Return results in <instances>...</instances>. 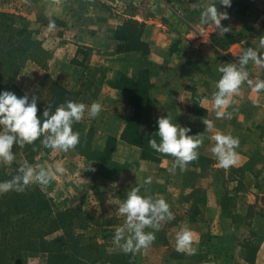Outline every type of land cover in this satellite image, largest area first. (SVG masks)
Returning a JSON list of instances; mask_svg holds the SVG:
<instances>
[{
  "label": "rangeland",
  "instance_id": "rangeland-1",
  "mask_svg": "<svg viewBox=\"0 0 264 264\" xmlns=\"http://www.w3.org/2000/svg\"><path fill=\"white\" fill-rule=\"evenodd\" d=\"M219 2L220 0H62L64 6L59 17L50 16L56 24L52 31L48 30L49 16L35 11L28 20L22 12L12 11L11 7L4 8L3 2L0 3V12L21 17L32 39L40 43L35 57L25 63L21 74L16 78L17 87L24 94L27 93L30 99L35 96L42 107L49 101V87L55 83L71 92L75 101L89 106L92 102H99L103 107L97 118L92 119L86 113L81 120L83 134L89 138V151L86 155H79L75 150L64 153L49 149L29 157L14 145L16 159L11 166L0 164V182L11 180L25 162L33 167L43 165L46 168L59 162L65 167L67 171L57 174L49 186H35L49 199L52 211H76L71 227L73 235L92 237L93 240L88 242L89 247H99L104 254L102 261L95 264H183V255L177 251L170 252L168 249L160 254L152 252L151 248L157 243V237L146 252L138 256L132 252L126 253L114 243L116 228L126 220V217L117 212L119 204L126 199V194L132 187L140 186L150 175H143L136 169L137 166L147 165L144 161L140 162V159L144 160L141 158V150L121 141L125 120L121 119V89H125L126 94L122 97L127 99L130 96L126 91L127 79L134 81L143 76L148 79L149 84H153V77L158 76V69L150 67L151 62H148L146 56L149 54L150 44L161 30V22L172 25L173 31L180 33L184 31L178 26L182 22L188 23L186 29L195 36L198 32L207 35L212 33V27L200 23L201 12L211 3H215L219 11L229 15V19L222 21V24L231 26V31L224 35L218 34L222 45L227 48L235 40H243L244 48L252 47L258 52L264 50L261 45L264 40V0H231L230 8H225ZM196 4L200 7H194ZM128 21L132 24L125 25ZM122 27L132 36L130 43L117 40L118 37L121 38ZM257 67L254 65V68ZM259 69L264 73V69ZM258 79L261 80L259 77ZM145 123L140 113V133L151 136L152 129L147 133ZM110 138L115 139V145L109 155L104 149ZM156 163L158 161L151 162ZM89 166L95 172L86 170ZM185 176L190 183L194 181L192 176ZM180 177L176 175V178ZM114 184L116 187H112ZM140 194L149 195L144 188H141ZM2 195L4 194H0V198ZM194 195L191 198L201 199L203 193L199 191ZM225 203L230 204V199L225 198ZM238 209L245 214L244 207ZM246 210L250 222V237L247 240L240 238L241 233H244V225L241 223L243 215L239 214L235 226L237 236L218 238L217 244L228 254L233 248L245 245L248 261L253 263L256 247H264V196H255ZM174 216L175 219L167 226L168 231H172L170 240L173 241L180 221L178 214ZM236 216L232 215V218ZM162 228L163 224L161 231ZM150 230L155 231L145 229L146 232ZM61 235L62 232H55L49 238ZM158 241L169 242L167 236L160 237ZM13 244L14 247L17 245ZM262 256L260 264H264V254ZM23 262L45 264L40 254L28 255Z\"/></svg>",
  "mask_w": 264,
  "mask_h": 264
},
{
  "label": "crops",
  "instance_id": "crops-1",
  "mask_svg": "<svg viewBox=\"0 0 264 264\" xmlns=\"http://www.w3.org/2000/svg\"><path fill=\"white\" fill-rule=\"evenodd\" d=\"M1 1L4 8L20 11L28 20L35 11L44 16L59 17L64 6L62 0L59 4L55 0H29L27 4L24 0ZM182 23L178 25L184 30L180 33L173 31L172 25L161 22V30L149 46L146 59L151 62L150 67L158 69V76L153 77L155 81L150 84L148 102L141 110V118L146 122L148 133L159 117H167L170 113L174 123L191 129L189 135L203 134V144L198 149V161L187 165L185 171L179 168L170 171L175 158L156 151L158 163L151 164V161L140 159L147 165L137 166L136 169L143 175L150 174L152 178L151 184L145 185L143 182L140 186L148 196H165L163 198L171 206L172 213L180 218L176 234L184 227L196 234L193 242L195 254L181 253L183 264H260L264 247H256V256L250 263L245 245L233 248L228 254L217 244V239L237 236L235 226L240 214L243 215L241 223L244 225L240 238L247 240L250 237V222L246 209L255 196H264V91L253 93L251 86L245 82L241 94L234 96L232 104L226 109L232 113L231 117L217 119V110L213 108L211 98L217 91L216 84L222 75L218 68L222 64L238 63L241 50L245 49V41L235 40L227 48L219 47L217 42L221 36L216 31L208 35L198 32L195 36L186 29L188 23ZM259 53L264 54V50ZM247 66L250 79L255 81L259 77L264 80V73L258 67L254 68V63L249 62ZM124 94L121 90L122 120L133 112L128 96L127 99L122 97ZM204 118L214 122L212 131L206 132L202 123ZM217 131L231 134L240 141L236 149L239 160L228 169L219 167L211 151L215 146L211 137ZM157 143H160L159 136ZM185 174L192 176L194 181L190 183ZM176 175L181 177L176 178ZM199 191L203 193L201 199L191 198ZM225 198L230 199V204L225 203ZM240 207H244L245 214L239 211ZM232 215L237 216L232 218ZM171 222H164L163 230L155 233L157 243L151 248L153 253H165L168 249L170 252L176 251V234L175 241L170 240L172 231L167 229ZM163 236H167L169 242L158 241ZM144 252L146 249L132 254L138 256Z\"/></svg>",
  "mask_w": 264,
  "mask_h": 264
},
{
  "label": "clouds",
  "instance_id": "clouds-1",
  "mask_svg": "<svg viewBox=\"0 0 264 264\" xmlns=\"http://www.w3.org/2000/svg\"><path fill=\"white\" fill-rule=\"evenodd\" d=\"M29 3V0H24ZM56 4L60 0H55ZM225 8H230L231 0H220ZM194 7H200L199 4ZM227 12L219 11L215 3L204 7L200 16L202 25H209L218 34H226L231 31V26H224L222 21L228 20ZM56 28L55 21L49 17L48 30ZM264 46V40L261 41ZM254 63L264 69V54L256 49L248 47L241 50L238 63L222 64L218 71L221 77L216 84L217 91L212 95V105L216 109V118H230L232 113L226 109L230 107L234 96L241 94L242 85L247 82L253 93L259 94L264 91V80L250 79L247 65ZM103 110L99 102H92L91 105L67 101L60 104L54 112L50 109L43 111V119L38 118L37 98L26 93L18 97L11 91L0 92V164L11 166L16 156L13 153L14 145L23 149L26 145H33L37 140L44 148L53 152L67 153L74 150L80 144V133L73 131V125L84 119L85 114L95 119ZM206 132L214 129V122L207 118L202 120ZM160 143L152 138L148 141L149 147L158 153L174 157L170 171L179 168L185 171L187 165L198 161V149L203 144V134L189 135L190 128L182 127L172 121L171 114L167 117L161 116L157 119ZM215 146L211 149L216 156L219 167L228 169L234 166L239 160V153L236 149L240 145L239 138L231 134H223L217 131L212 137ZM86 170L95 172L89 166ZM67 171L59 162L49 165H32L25 162L18 168V173L11 180L0 182V194L10 191L17 193L25 192L32 185L47 187L56 178L57 174H64ZM152 178L144 180V184H151ZM116 187V185H112ZM141 186L132 187L126 194V199L119 204L117 212L126 217L125 223L116 228L114 243L123 251L138 252L149 248L156 239L155 232H146V228L159 231L166 221L175 219L170 210V205L163 197L153 198L140 194ZM195 233L187 228H181L176 234V251L195 254L193 242ZM123 241V243H121Z\"/></svg>",
  "mask_w": 264,
  "mask_h": 264
},
{
  "label": "trees",
  "instance_id": "trees-1",
  "mask_svg": "<svg viewBox=\"0 0 264 264\" xmlns=\"http://www.w3.org/2000/svg\"><path fill=\"white\" fill-rule=\"evenodd\" d=\"M130 21L125 25H131ZM132 36L121 28V38L117 40L130 43ZM40 43L32 39L22 18L14 14L0 12V92L11 91L18 97L25 94L15 84L25 63L35 57ZM217 46L225 47L220 42ZM126 80V79H125ZM129 102L133 112L123 123L121 141L141 150V158L157 162L155 150L149 147L152 138L158 141V124H154L151 136L140 133V113L148 102L150 84L145 77L126 80ZM125 91V89H121ZM50 98L44 107L37 103L38 118L43 119V111L52 112L62 103L75 101L74 95L56 83L49 87ZM31 101V99L29 98ZM81 121L73 125V131L80 133V144L74 149L79 155L89 151V138L83 134ZM2 130V129H0ZM115 139L110 138L104 152L109 155L113 151ZM44 148L37 140L33 145H26L22 151L29 157ZM73 209L52 211L49 199L35 185L23 193L10 191L0 198V264H26L23 259L28 255L40 254L45 264H95L103 259L99 247L91 249L88 245L92 237L73 235ZM55 232H62L60 237L49 238ZM62 237V238H61ZM17 245L14 247V244Z\"/></svg>",
  "mask_w": 264,
  "mask_h": 264
}]
</instances>
